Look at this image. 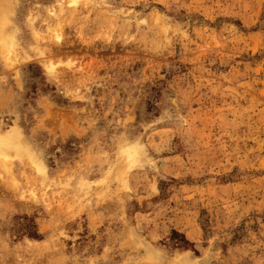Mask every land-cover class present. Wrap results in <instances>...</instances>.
<instances>
[{
  "label": "rangeland",
  "instance_id": "rangeland-1",
  "mask_svg": "<svg viewBox=\"0 0 264 264\" xmlns=\"http://www.w3.org/2000/svg\"><path fill=\"white\" fill-rule=\"evenodd\" d=\"M74 2L0 0V264H264V0Z\"/></svg>",
  "mask_w": 264,
  "mask_h": 264
},
{
  "label": "trees",
  "instance_id": "trees-1",
  "mask_svg": "<svg viewBox=\"0 0 264 264\" xmlns=\"http://www.w3.org/2000/svg\"><path fill=\"white\" fill-rule=\"evenodd\" d=\"M23 219L24 220L22 223H24L25 225L23 229L24 232L32 238H39L40 234L38 233L37 225L35 221L28 216L24 217ZM179 235L181 236V238H178ZM172 239L174 241V246L178 248L188 249L189 245H193L192 242H190L188 239H186L183 235H181L177 231H173Z\"/></svg>",
  "mask_w": 264,
  "mask_h": 264
},
{
  "label": "bare ground",
  "instance_id": "bare-ground-1",
  "mask_svg": "<svg viewBox=\"0 0 264 264\" xmlns=\"http://www.w3.org/2000/svg\"><path fill=\"white\" fill-rule=\"evenodd\" d=\"M74 1H77V0H73V2ZM72 3V2H71ZM75 3V2H74ZM56 37H57V39L60 41L61 40V38H62V36L60 35V34H56ZM51 69V68H50ZM11 135V134H10ZM3 137V136H2ZM10 137V136H9ZM5 140V139H4ZM7 140V139H6ZM10 140V139H9ZM8 140V141H9ZM8 141H5L6 143L8 142ZM12 142V140L10 141V143H9V145L8 144H6V145H8V146H10V144H11V146H12V144L13 143H11ZM10 146V147H11ZM136 156H137V153L135 152V151H132V152H130V154L128 155V157H127V159H128V161L130 162V163H133V162H135L136 161Z\"/></svg>",
  "mask_w": 264,
  "mask_h": 264
}]
</instances>
